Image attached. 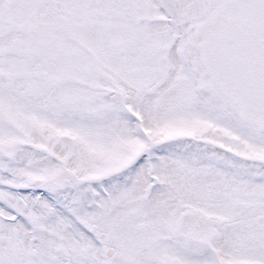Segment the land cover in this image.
Instances as JSON below:
<instances>
[{"label": "snow or ice", "instance_id": "6c2138e0", "mask_svg": "<svg viewBox=\"0 0 264 264\" xmlns=\"http://www.w3.org/2000/svg\"><path fill=\"white\" fill-rule=\"evenodd\" d=\"M0 264H264V0H0Z\"/></svg>", "mask_w": 264, "mask_h": 264}]
</instances>
